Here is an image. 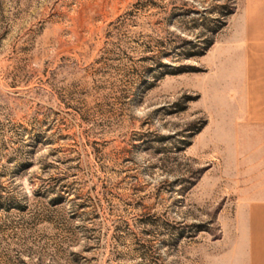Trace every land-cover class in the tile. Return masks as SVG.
Instances as JSON below:
<instances>
[{
  "label": "rangeland",
  "instance_id": "374dc122",
  "mask_svg": "<svg viewBox=\"0 0 264 264\" xmlns=\"http://www.w3.org/2000/svg\"><path fill=\"white\" fill-rule=\"evenodd\" d=\"M249 22L264 0H0V264H236Z\"/></svg>",
  "mask_w": 264,
  "mask_h": 264
},
{
  "label": "crops",
  "instance_id": "0c3cea01",
  "mask_svg": "<svg viewBox=\"0 0 264 264\" xmlns=\"http://www.w3.org/2000/svg\"><path fill=\"white\" fill-rule=\"evenodd\" d=\"M240 43L249 110H264V22L248 23ZM264 113V112H263ZM243 255L236 264H264V201L248 205Z\"/></svg>",
  "mask_w": 264,
  "mask_h": 264
},
{
  "label": "trees",
  "instance_id": "16d2710c",
  "mask_svg": "<svg viewBox=\"0 0 264 264\" xmlns=\"http://www.w3.org/2000/svg\"><path fill=\"white\" fill-rule=\"evenodd\" d=\"M229 13H230V12H229ZM210 44H211V42H207V46L210 45Z\"/></svg>",
  "mask_w": 264,
  "mask_h": 264
}]
</instances>
